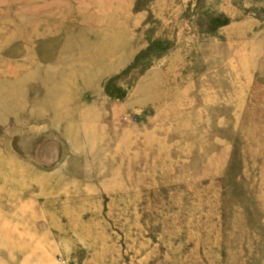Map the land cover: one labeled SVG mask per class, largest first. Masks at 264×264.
Returning <instances> with one entry per match:
<instances>
[{
	"label": "rangeland",
	"instance_id": "obj_1",
	"mask_svg": "<svg viewBox=\"0 0 264 264\" xmlns=\"http://www.w3.org/2000/svg\"><path fill=\"white\" fill-rule=\"evenodd\" d=\"M77 1L118 8L125 61L86 85L71 72L38 118L0 108V264H264V0ZM77 1L0 0V18ZM73 17L29 44L36 62ZM22 46L0 48V77Z\"/></svg>",
	"mask_w": 264,
	"mask_h": 264
},
{
	"label": "bare ground",
	"instance_id": "obj_2",
	"mask_svg": "<svg viewBox=\"0 0 264 264\" xmlns=\"http://www.w3.org/2000/svg\"><path fill=\"white\" fill-rule=\"evenodd\" d=\"M54 3L52 4L54 5ZM79 3L77 1V3H74L72 6L64 5L67 7V10L64 9L65 7L62 5L58 6L56 11L51 12L50 18L53 19V22H47L46 20L43 22L44 20L43 17H40L41 15L32 18L17 16L10 20L12 21L13 26L8 29V25H4L2 23V18H0V48L2 46L4 47L10 39H20L23 45L22 54L23 57L26 58L15 67V70L10 67L8 70H11L10 74L0 77V108L2 109V112H4V115H6V113L11 115L19 114L27 105L33 103V105H31L32 107H28L29 109L27 111L25 109L23 114L28 118H38L39 113L41 112L42 114L43 112L41 110L44 109V104L49 102L52 96L55 97V89L60 88L61 86L67 87L69 81H71V72H75V74L79 73L83 84L86 85L89 81L92 82L91 80H97L101 75L112 74L114 71L116 72V69H118L122 62L125 61L122 53L130 40L127 36L129 35L128 31L124 29V32L123 29L120 28L121 24L119 25V23L122 14L118 8L116 9L113 6L108 10L99 9L96 11L93 10L94 5L93 9H91L90 6L88 7V5H86L85 7H82ZM50 10H52V8H50ZM33 13L35 14V12ZM70 15L74 16L73 18L76 21V24L73 25L69 29L68 34L62 38V48L59 51L57 59L54 62L47 64L36 62L32 57L33 54L29 49V44L39 36L43 37L59 33L62 28L60 24L65 20L66 16L68 17ZM2 29H5V31L3 32ZM41 75L45 96L34 98L33 100L32 98L25 97V93L23 92L24 88L31 80H35L36 76ZM80 76L78 77L79 79ZM83 88L85 87L83 86ZM57 94L59 93L56 92V95ZM60 94L62 95V93ZM57 96L60 97V95ZM71 106L68 107L70 108ZM58 108L60 107L53 105L50 109L53 112H57L55 113L54 118L58 116L67 117V113ZM74 108L76 107L74 106L73 109ZM85 109L82 107V109L77 111L78 113L74 115L78 118L80 117L84 123L90 120L88 108ZM74 119L76 120V118ZM81 125H83V123ZM70 135H73V133L71 134L70 132Z\"/></svg>",
	"mask_w": 264,
	"mask_h": 264
}]
</instances>
